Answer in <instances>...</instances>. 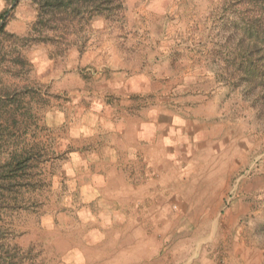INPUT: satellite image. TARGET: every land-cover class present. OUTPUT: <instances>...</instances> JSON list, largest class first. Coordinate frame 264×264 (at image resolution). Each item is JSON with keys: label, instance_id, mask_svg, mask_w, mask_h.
Listing matches in <instances>:
<instances>
[{"label": "rangeland", "instance_id": "obj_1", "mask_svg": "<svg viewBox=\"0 0 264 264\" xmlns=\"http://www.w3.org/2000/svg\"><path fill=\"white\" fill-rule=\"evenodd\" d=\"M246 1L125 0L82 55L25 51L41 188L0 220L23 264H264V84L225 80ZM34 18L19 0L6 29Z\"/></svg>", "mask_w": 264, "mask_h": 264}, {"label": "trees", "instance_id": "obj_2", "mask_svg": "<svg viewBox=\"0 0 264 264\" xmlns=\"http://www.w3.org/2000/svg\"><path fill=\"white\" fill-rule=\"evenodd\" d=\"M2 1L5 9L0 12V21L14 0ZM26 1L34 8L35 18L25 35L9 32L6 20L0 27V151L7 152V157L0 159V220L7 212L26 208L24 193L41 188L35 171L44 153L37 146L25 148L19 144L34 122L33 104L43 100L35 89L33 68L25 51L44 46L50 49L51 59L64 58L72 49L82 55L92 22L101 19L116 24L125 12V0ZM247 2L251 8L245 17L247 20L251 16V23L244 29L248 38L231 37L236 48L225 61L232 69L225 71V80L236 84L249 78L254 86L253 80L264 84V0ZM11 234L0 227V264H23L29 251L9 244Z\"/></svg>", "mask_w": 264, "mask_h": 264}, {"label": "water", "instance_id": "obj_3", "mask_svg": "<svg viewBox=\"0 0 264 264\" xmlns=\"http://www.w3.org/2000/svg\"><path fill=\"white\" fill-rule=\"evenodd\" d=\"M17 2H18V0H14L13 3L11 4V6L8 8V10H7L6 14L4 15L3 19L0 21V27L3 25V23L5 22L7 16L12 11V8L15 7Z\"/></svg>", "mask_w": 264, "mask_h": 264}]
</instances>
